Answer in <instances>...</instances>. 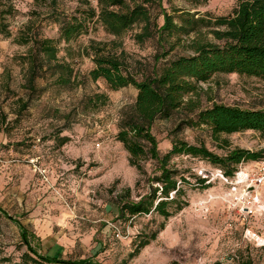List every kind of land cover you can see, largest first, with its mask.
I'll return each mask as SVG.
<instances>
[{"label": "rangeland", "instance_id": "1", "mask_svg": "<svg viewBox=\"0 0 264 264\" xmlns=\"http://www.w3.org/2000/svg\"><path fill=\"white\" fill-rule=\"evenodd\" d=\"M86 1L97 6L96 0H58L57 13L75 15ZM239 1L208 0L194 5L190 0H164V7L179 22L181 13H173L174 9L220 17L231 14ZM10 6L15 12L5 19L12 36L0 35V206L36 237L33 245L39 248L41 244L43 253L54 247L50 255L58 248L62 260L101 264H122L126 260L127 264H264V250L259 246L264 243V219L245 222L231 212L221 200L225 190L222 185L205 189L182 185L184 207L178 211L173 207L168 220L155 213L129 222L118 220L116 198L128 188L136 201L148 192L156 164L147 161L146 175L141 176L129 165V154L117 141L121 115L135 104L138 91L132 86L112 91L104 80H91L92 59L80 54L91 40L110 42L114 38L97 24L78 40L65 44L60 41L59 25L49 16V6H38L35 0H0L1 11ZM30 21L42 36L57 43L60 58L74 67L78 84L67 89L41 80L38 86L46 90L23 109L18 100L26 101L28 93L22 87L24 72L19 57L27 48L15 38ZM119 42L134 73L152 71L156 65L155 41L139 44L130 33ZM188 54L186 46L180 45L167 60ZM201 88L194 97L199 110L213 104L264 109V83L256 78L218 74ZM97 95L106 99L89 104L87 99ZM197 113L183 110L171 120L154 123L152 133L161 155L178 142L204 146L219 157L236 149L264 151V137L258 132L215 138L207 126L187 123L196 119ZM170 165L191 183L195 182L196 169L209 168L207 161L190 156L175 157ZM210 196L213 200L208 212H197L195 204ZM162 224L164 229H160ZM155 232L156 240L130 258L140 238ZM254 234L259 236L258 242ZM26 252L18 225L0 214V264L20 262Z\"/></svg>", "mask_w": 264, "mask_h": 264}, {"label": "trees", "instance_id": "2", "mask_svg": "<svg viewBox=\"0 0 264 264\" xmlns=\"http://www.w3.org/2000/svg\"><path fill=\"white\" fill-rule=\"evenodd\" d=\"M96 1V7L86 1L75 15L58 14V0H35V3L49 6V16L59 25L60 41L65 44L78 40L100 24L114 40H91L87 47L80 50V54L91 57L94 64L89 73L90 79L104 80L112 91L130 86L138 91L135 104L121 115L117 141L128 152L129 165L141 176L146 175L145 164L149 160L155 162L156 173L149 177L148 192L137 201L132 200L130 188L116 198L118 220L129 222L153 213L168 220L173 216V207L177 211L184 207L181 200L185 189L182 185L204 189L211 187L196 175L194 183L188 181L181 171L170 165L175 157L200 158L207 161L209 168L219 169L227 176H232L242 162L264 159V151L236 149L219 157L204 146L185 142L174 143L169 152L161 155L158 141L152 133L157 120H171L183 110L192 113L198 110L196 119L191 118L187 123L207 126L215 138L221 134L247 131L258 132L264 137V109L245 110L237 106L213 104L199 110L194 99L200 94L201 85L209 83L218 74H237L264 83V0H240L231 14L220 17L200 16L174 9L173 13H181L179 22L164 7V0ZM190 1L199 5L208 0ZM5 10H0V35L10 38L12 34L5 18L7 14H14L15 9L10 6ZM130 33H134V40L139 44L155 41L156 65L151 72L141 70L134 73L128 54L119 42ZM15 41L27 48L26 54L19 57L24 72L22 87L28 93L26 101L18 100L23 109H27L29 101L46 90L45 87L39 88L38 82L41 80L67 89L78 84L74 67L60 58L57 43L42 36L32 21L19 31ZM180 45L186 46L189 54L167 60ZM160 61L164 63L158 66ZM101 99L105 100L106 96L97 95L87 100L89 104H94ZM136 186H140V181ZM0 214L18 225L22 243L27 248L22 260L13 264H101L94 260L59 259L58 248L50 255L54 247L43 253L42 245L39 244V248L33 245L36 237L21 222L10 217L1 206ZM160 229H164L163 224ZM156 238L157 232L141 237L129 257L137 256ZM37 242L41 241L37 239ZM99 244L102 248V243ZM236 259L239 260L238 257ZM122 264H127V260Z\"/></svg>", "mask_w": 264, "mask_h": 264}, {"label": "built area", "instance_id": "3", "mask_svg": "<svg viewBox=\"0 0 264 264\" xmlns=\"http://www.w3.org/2000/svg\"><path fill=\"white\" fill-rule=\"evenodd\" d=\"M195 175L204 179L206 185H222L225 189L221 197L223 204L243 221L264 219V159L251 165L242 162L232 176L212 168L196 169ZM211 200V196L199 200L195 204L196 211L206 214ZM249 236L250 230L247 229L245 237ZM253 236L258 242L259 236ZM259 246L264 247V243Z\"/></svg>", "mask_w": 264, "mask_h": 264}]
</instances>
